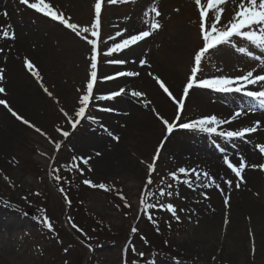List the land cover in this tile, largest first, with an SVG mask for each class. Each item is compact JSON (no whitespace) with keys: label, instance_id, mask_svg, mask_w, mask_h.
Instances as JSON below:
<instances>
[{"label":"rangeland","instance_id":"obj_1","mask_svg":"<svg viewBox=\"0 0 264 264\" xmlns=\"http://www.w3.org/2000/svg\"><path fill=\"white\" fill-rule=\"evenodd\" d=\"M11 1L10 8L7 0L2 1L0 13H5L6 18L11 14L21 27L28 25L30 28L20 30V36H29L34 41L22 53L13 26L7 24L13 30L0 32L14 37L12 45H0V52L5 51V56L0 57L5 58L2 63L8 61L10 67L0 64V69L5 73L8 70L21 73V81L29 89L20 91L21 84L19 87L12 84L7 74L0 81V88L4 89L0 100L8 105L0 104V264H264V245L253 226L234 242L226 222L219 224L221 230L218 226L217 230H214L216 226L208 230L196 218L199 200L206 201L207 194L210 196L212 192L218 193L222 207L229 209V204L224 203L225 196L230 203L229 193H222L223 187L229 188L225 182L229 180L232 181L230 192L247 188L249 200L260 207L261 215L264 213V193L260 195L259 190L246 186L249 167L242 173L244 182L237 188L238 178L224 163L227 156L237 166L240 157L247 164L257 165L250 169L259 173L264 190V170L259 168L264 164V154L257 147L264 144V111L257 102L240 93H219L194 86L184 96V86L196 66L195 54L203 47L200 9L195 0H117L116 3L101 0L97 36L92 35L97 0H46L69 23L78 26L76 31L29 9L20 0ZM231 3L234 4L232 0H223L218 5L223 11L217 27L228 24L238 10V3L234 6ZM201 5L206 8L207 0H201ZM152 7L160 12L159 17L150 12ZM214 16L215 10H209L206 28L210 29ZM152 18L159 23V29L135 45L105 55L122 39L150 30ZM82 28L88 32L80 31ZM90 39L97 43V77L85 114L78 118L75 113L82 106L80 99L87 93L91 79ZM232 41L236 46L221 44L205 54L197 80L240 77L248 71L254 76L264 75V59L253 58L264 57V53L251 48L253 55L249 56L239 51V47L250 48L245 40L233 37ZM136 47L138 54L128 53ZM179 56L184 59L180 61ZM22 58L33 63L38 76L25 66ZM117 60L123 63H112ZM119 72L137 75L120 76ZM109 76L113 79H107ZM154 76L165 83L173 97L183 99L179 113L177 103ZM127 79L137 86L133 92L143 93L138 84L141 80L149 82L158 100L168 107L160 108L145 97L131 95L129 85L122 84ZM121 90L120 96L101 98ZM248 90H264V82L248 85ZM125 97L141 109L134 119L127 112L118 111L119 101ZM197 97L205 100L204 108L194 105ZM229 98L235 100L233 107L227 104ZM217 104L227 113L214 110ZM9 108L28 123L17 120ZM237 111L246 112L250 119L233 120L218 131L253 127L259 121L255 133L228 140L179 127L181 123L211 115L230 119ZM163 120L174 124L171 134ZM110 123L116 124V129ZM65 131L69 133L67 137L62 135ZM258 134L262 137H254ZM88 135L102 138L103 146L84 147ZM197 136L203 137L207 146L219 155L217 159L208 157L209 164L196 160L194 154L204 157L196 147ZM246 144L261 160H247L241 151V145ZM214 163L228 175H219L218 180V174L210 171ZM149 165H154L151 174ZM181 167L188 170L187 175L178 172ZM192 169L200 174L199 180L191 174ZM174 172L178 180L172 178ZM205 172L214 180L207 188L201 186L208 183L203 176ZM86 180L97 186L86 184ZM186 180L191 186L184 183ZM100 184L105 189L99 188ZM161 191L165 195L161 196ZM63 192L70 193L72 205L63 200ZM169 192L172 194L168 195ZM147 203L154 207L146 208ZM167 204L174 206L179 219L161 207ZM45 219L51 228L44 223ZM74 224L80 227V234L70 228ZM262 225L264 228V221ZM263 235L261 229L260 236Z\"/></svg>","mask_w":264,"mask_h":264},{"label":"snow or ice","instance_id":"obj_2","mask_svg":"<svg viewBox=\"0 0 264 264\" xmlns=\"http://www.w3.org/2000/svg\"><path fill=\"white\" fill-rule=\"evenodd\" d=\"M112 3H116L117 0H111ZM223 0H207V7H203L201 5V0H195V3L197 7L200 9V32L203 38V47L195 54V67L191 69V76L188 78L187 84L184 86L183 93L186 97L189 93V90L192 89L194 86L199 87L202 89H211L219 93H240L244 97L249 98L259 105L260 109L264 111V90H248V85H256L258 82H264V75H253L252 71H248L245 75L240 77H215V78H209V79H200L197 80V72L199 70V66L201 65L202 58L205 56L206 53L210 49L216 48L218 45L221 44H229L232 46H236L233 44L232 38L233 37H239L243 40H245L249 45L250 48L245 47H239V51L241 53H246L249 56H252L251 48H255L259 50V52L264 53V0H239L238 3V10L235 12L234 16L232 17L231 21H229L228 24L217 27V24L221 20L220 13L223 11L222 8H219L218 5L221 4ZM20 4L24 5L26 4L29 9H34L37 13L43 14L45 17H50L54 21H59L61 24H64L65 27L72 29L73 31L77 30V25L74 23H69L67 19L63 17L62 13H58L56 10L53 9V7L46 2V0H35V2H29V0H20ZM215 10V16H214V22L211 24L210 29L206 28L205 26V17L209 10ZM151 13L155 14V17L160 16V12L155 8L152 7L150 9ZM95 13H96V20L92 25L93 31L92 35L97 36L98 32L96 29L99 27V17L101 14V0H97L95 4ZM149 13H145V17H148ZM146 23L149 21L146 20ZM160 28L159 23L152 18L150 22V30L148 31H141L139 34L131 35L128 38L122 39V42L115 43L111 48L108 49V51L105 53V55L111 56L114 52H119L125 48L130 47L131 45L137 44L139 41L144 40L146 37L150 36L152 32L156 31ZM82 32H88L87 28L80 29ZM79 34V33H78ZM3 35L5 37L8 36L7 32H4ZM117 35H122L121 33H117ZM14 38V37H12ZM88 43L91 45V68L92 72L90 73L91 79L87 83V93L83 95L80 99L81 107L79 110L75 113L76 117L82 118L85 114L86 108L89 104L90 98L93 94V87L94 83L96 81L97 73L95 69L97 68V43L95 40H88ZM255 59H264V57L261 56H254ZM112 63H123V61H112ZM146 63L145 61H141V64ZM25 66L32 71L33 75L38 76V72L34 70V65L29 60L25 59L24 61ZM120 76H134L137 75V73L134 72H119ZM2 78V77H0ZM107 79H113V77L109 76ZM157 81V83L160 85L162 89L169 95L170 98H173L174 101L178 105V113L179 110L183 107V99H176L173 97L172 93L169 91V89L165 86V83L162 82L158 77H153ZM4 89L0 88V92H3ZM121 91L113 92L111 96L108 97H101L102 99H112L113 97L120 96ZM131 95L135 97H141L143 94L138 91H134L131 93ZM0 104H4L5 107H8L7 103L4 100H0ZM9 111H12L9 108ZM241 112L237 111L235 112L230 119H219L215 115L211 116H205L200 119H194L190 122L181 123L179 124V127L186 130H195L202 133H207L210 135H218L220 137H223L224 139H234V138H244L246 134L255 133L257 131V128L260 126V122H256V126L253 127H241L238 130H227V131H218V128L224 124L231 123L233 120H236L241 116ZM12 115L16 117L17 120H21L23 123H28V121L23 120V118L19 115H17L16 112L12 111ZM177 118H179L177 116ZM79 120L76 121L78 123ZM76 123L72 124V127H76ZM163 123L167 129V132L171 134L174 129V124L170 123L167 120H163ZM31 126V125H29ZM39 131V130H38ZM62 135L64 137H67L69 133L67 131L63 132ZM259 148V152L264 154V144L257 145ZM57 148H59V145H57ZM155 160V158H154ZM84 163H87L85 160ZM224 163L227 165L229 169H231V172L235 174V177L238 178V182L236 183V187H240V183L244 182V177L242 176V173L244 172L246 167H257V165H248L246 160L243 157L239 158L238 166L230 162L229 158L225 156ZM259 168L261 170H264V164L259 165ZM154 170V165H149V173ZM178 172L181 174H188V170L181 167L178 169ZM191 174L196 176L197 180H199V173L195 170H191ZM203 176L208 180V183H205L201 185L202 187H210L214 180L207 172L203 173ZM172 178L174 180H178L177 174L174 172L172 173ZM229 187L232 186V181H225ZM86 184H89L92 187H96L97 185L92 184L90 181H85ZM148 183H151V180L148 181ZM184 183L189 184L191 186L190 181H184ZM99 188L105 189L104 184H100ZM172 193H168V195H171ZM161 196L165 195L163 191L160 193ZM201 195H204L201 193ZM207 198V197H206ZM144 203V201H142ZM225 205L229 204V198L225 196L224 200ZM154 205L152 203H147L146 208L151 209ZM161 207H166V209L171 212L174 216H176L175 208L172 204L167 205H161ZM177 219H179L178 216H176ZM44 223L48 225L49 228H51V225L48 224L47 219L44 220ZM135 231V229H133ZM142 255V254H141Z\"/></svg>","mask_w":264,"mask_h":264},{"label":"bare ground","instance_id":"obj_3","mask_svg":"<svg viewBox=\"0 0 264 264\" xmlns=\"http://www.w3.org/2000/svg\"><path fill=\"white\" fill-rule=\"evenodd\" d=\"M3 0H0V5L3 3ZM7 6L10 8L12 6V1L11 0H7ZM234 2V4L231 3L232 6H234L235 4L239 3V0H232ZM7 24H10L11 26H13V28H15V30H17L18 32V39L16 40L17 43H19L18 47L22 53H25V47H27V44L32 43L34 41V38L31 37H22L20 36V30H22L23 28L28 29L30 28L28 25L23 24V26L21 27L20 24L17 23V20L15 17H13L11 14H7V18L5 16V13L3 14L0 13V32L1 30H13L11 27H7ZM1 26H6V27H1ZM11 32V31H10ZM12 33V32H11ZM11 38V39H10ZM14 38H12V35H10V33H8L7 37H3V33L0 34V45L3 46L5 44L10 45L13 41ZM7 40V41H6ZM12 45V44H11ZM140 47V46H138ZM134 48L132 50H130L128 53H131L132 55H136L138 54V52H136V49L138 48ZM3 53H5V51L1 50L0 52V57L2 55H4ZM5 56V55H4ZM180 61H182V59H184V57L179 56L178 57ZM2 59H5L4 57L0 58V64L1 65H8V69L9 67V62L7 61V63H2ZM23 59V58H22ZM21 59V61H22ZM25 59H23V63H24ZM3 62H5V60H3ZM22 62H20V66L22 67ZM154 62V60H153ZM152 62V63H153ZM154 66H157L156 63H153ZM13 73V75H12ZM5 74H7V76H9V78H11V82L12 84H17L21 86L19 87L20 91H22L23 89L29 90L27 88V86L25 85L26 83L24 81H21V77L20 75H22L21 73H17L14 74V71H10L8 70V72L5 73V71H3V73H0V81L5 80L6 76ZM24 74V73H23ZM26 76V75H25ZM28 78V77H27ZM7 82V81H6ZM27 82V81H26ZM28 83V82H27ZM131 81L130 80H124V82L122 83L123 86H128L129 89L134 90V88H137V86L133 84H130ZM138 88H140V90L146 94L142 95V97H145L147 101H150V103L152 105H157L160 108H163L164 106L168 105L165 102H160V100H158L156 93L151 89V85L149 82L147 81H142L140 82V84H138ZM141 85V86H140ZM173 85L176 88V84L173 83ZM234 97H237L236 95ZM227 104L230 106H234L235 105V100L232 98H229L227 100ZM194 105L199 106L200 108H204V106L206 105L205 100H203L200 97L195 98L194 100ZM214 110L219 111L221 113L224 112L225 109H222L220 106H218V104L216 106L213 107ZM118 111H124L127 112V115L130 116V119H134L136 118L141 112V109H139V107H135L134 105H132L130 103V100L128 97L123 98L121 101H119L118 104ZM232 112V111H231ZM227 113V112H224ZM243 113V112H242ZM232 114H230L231 116ZM249 120L250 117L248 116V114L246 112H244L243 114H241V116L239 118H237L236 120H239L240 122L245 121V120ZM155 125V124H154ZM114 126V127H113ZM156 126V125H155ZM110 127L116 129L117 125L114 123H110ZM264 134V132H262ZM254 137H262L261 134H258ZM195 144H197V149L204 155V157L200 154H194V156L196 155L198 161H201V163H210V158L208 157H213L215 159H217L219 157V155H217V153L215 151L212 150V148H209V146H207V143L205 141V139L201 136H197L195 137ZM90 146H94V147H101L103 146V139L99 138V139H95L94 136L93 138L90 137L88 135V141L85 142L83 141V146L84 147H89ZM182 146H184V148H187L188 150L191 149V147L187 146L186 144H182ZM249 144L246 145H241V151L243 153H245L247 160L249 161H257V160H261L260 155H258L255 151H251L249 148ZM240 147V146H239ZM97 161V160H96ZM250 165V164H248ZM210 171L212 173L218 174V180H219V175H228L227 171H225L223 168L220 167V165L218 163H214L212 166L210 165ZM247 171V172H246ZM246 175H247V183L246 186H248V188H252L254 190H259L260 191V195L264 193V190L261 188V178L258 172L252 171L250 169V167L248 169H246ZM230 188V189H229ZM226 188L223 187L222 188V193L226 194L229 193V197H230V203H229V209L225 210L222 205H221V197L219 196L218 193L214 194V192L210 193L211 195L209 196V194H207V198L206 201H202L201 199L199 200L198 203V207H200V209L198 210V216L196 218H198V221L201 222V225L204 226V228L210 230V228L214 227V230H217V228L220 226H222V223L226 222L227 223V232L230 235L231 240H233L234 242H237V240L242 239L245 235V231L248 229H251L253 226V231L257 233L258 238L262 239L261 240V244L263 243L264 245V235L263 237L260 236L261 233V229L264 230L262 222L264 221V213L261 215L260 214V207L253 205V203L249 200V191L247 190V188L243 189V187L241 188V190L235 191L232 190V192H230L231 187ZM248 192V193H246ZM210 197V198H208ZM262 205L263 201H262ZM246 217H248V219H246ZM254 218H257L258 221L254 222ZM212 225V226H211ZM211 226V227H210ZM218 226V227H217ZM218 230H221V227L218 228ZM232 242V241H231ZM232 244V243H231Z\"/></svg>","mask_w":264,"mask_h":264},{"label":"trees","instance_id":"obj_4","mask_svg":"<svg viewBox=\"0 0 264 264\" xmlns=\"http://www.w3.org/2000/svg\"><path fill=\"white\" fill-rule=\"evenodd\" d=\"M70 193H66L65 194V196L66 197H68V202L70 203V205H72V201L70 200V195H69ZM76 226V228H74V230L73 231H75V234H80V227L78 226V225H75ZM65 234V233H64Z\"/></svg>","mask_w":264,"mask_h":264}]
</instances>
